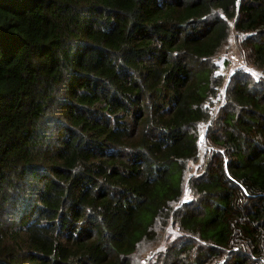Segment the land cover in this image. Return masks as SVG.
I'll return each mask as SVG.
<instances>
[{
	"label": "trees",
	"instance_id": "16d2710c",
	"mask_svg": "<svg viewBox=\"0 0 264 264\" xmlns=\"http://www.w3.org/2000/svg\"><path fill=\"white\" fill-rule=\"evenodd\" d=\"M0 264H264V0H0Z\"/></svg>",
	"mask_w": 264,
	"mask_h": 264
},
{
	"label": "rangeland",
	"instance_id": "374dc122",
	"mask_svg": "<svg viewBox=\"0 0 264 264\" xmlns=\"http://www.w3.org/2000/svg\"><path fill=\"white\" fill-rule=\"evenodd\" d=\"M216 64L219 67V73L224 74L225 79H227L232 70L236 68H245L247 70H250L253 72L252 69H250L243 61V58L237 48L236 40L234 33L231 31L229 41L225 48L221 51V53L218 56V59L216 60ZM226 74V75H225ZM203 127L201 130V133L203 132ZM200 146L201 148H204V143L202 140H200ZM195 167L192 169L191 174H194ZM183 200H188V193H187V187L183 186Z\"/></svg>",
	"mask_w": 264,
	"mask_h": 264
}]
</instances>
